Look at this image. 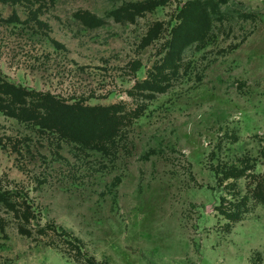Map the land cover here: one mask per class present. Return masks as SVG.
<instances>
[{
  "label": "rangeland",
  "instance_id": "1",
  "mask_svg": "<svg viewBox=\"0 0 264 264\" xmlns=\"http://www.w3.org/2000/svg\"><path fill=\"white\" fill-rule=\"evenodd\" d=\"M195 1L0 0L1 77L130 116L115 156L0 115V190L32 214L0 204V264H264V206L230 223L217 173L244 159L264 171V0H228L257 22L214 23L173 53ZM150 2L162 5L134 13ZM155 70L161 92L139 95ZM249 182L230 183L245 194Z\"/></svg>",
  "mask_w": 264,
  "mask_h": 264
},
{
  "label": "trees",
  "instance_id": "2",
  "mask_svg": "<svg viewBox=\"0 0 264 264\" xmlns=\"http://www.w3.org/2000/svg\"><path fill=\"white\" fill-rule=\"evenodd\" d=\"M161 5L150 2L133 7V11L140 15L144 12H152ZM190 5L196 6L191 14L189 13ZM227 5L228 0H197L186 5L182 11L185 18L179 30L186 29V34L178 43H171L173 53L177 47H179L178 53H183L196 40L200 44L204 43L209 38L214 23L222 26L225 22L234 19L257 22L254 14L231 10ZM223 6L226 8L222 9ZM196 13H199V19L197 17L195 20H190ZM129 18L132 20L134 16H129ZM179 33L176 34L179 35ZM159 78L161 77H159L158 70H155L151 78L153 82L143 84L140 88L135 87V91L139 92V95L140 92H161ZM0 115L25 125L41 137L49 139L58 148H61V144L75 146L79 153L86 155L95 152L105 154L106 149L110 147L115 156L126 139L129 127L128 117H130L123 108L89 106L82 99L65 100L50 93L29 90L21 85L10 83L1 76ZM30 140H19L17 146L24 144L28 149ZM0 145H2L1 141ZM217 173L221 177L219 185L223 187L227 183L223 189L228 191V194L221 198L219 210L230 223L241 222L244 216L250 212L249 205L251 203L264 206V171L256 173L255 166L250 165L248 159L242 161V168L225 165L217 169ZM244 176L250 182L247 185L246 193L242 194L238 191L239 187L236 183L230 182H238ZM12 198H14L13 194L0 190V204L21 213L20 217L27 221L32 216L29 208L24 205V201H21L19 205ZM23 233L27 236L30 235L29 231H23ZM60 237L69 238L67 233H61ZM65 244L71 247V249H67L69 255L74 258L83 257L80 248Z\"/></svg>",
  "mask_w": 264,
  "mask_h": 264
}]
</instances>
